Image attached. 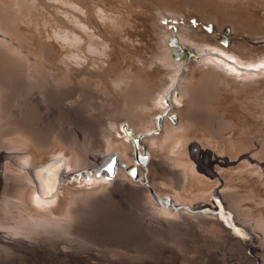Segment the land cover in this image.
<instances>
[{
  "label": "bare ground",
  "instance_id": "bare-ground-1",
  "mask_svg": "<svg viewBox=\"0 0 264 264\" xmlns=\"http://www.w3.org/2000/svg\"><path fill=\"white\" fill-rule=\"evenodd\" d=\"M207 1L208 21L198 15L191 25V15L185 14L163 19L165 63L160 58L151 68L162 80L160 91L151 100L140 82L137 106L108 116L102 133L113 143L106 149L85 151L105 106L69 104L63 120L51 123L37 95L47 89L31 90L14 123L21 133L13 132L10 139L22 146L0 152L1 199L17 205L18 215L35 212L55 232L121 239L118 245L149 236L178 244L198 264H264V0ZM19 75L36 87L34 70L22 69ZM216 104L249 128L239 140H219L222 126L212 117ZM59 139L79 147H46ZM168 144L172 151L166 150ZM89 154L92 162H78ZM113 158L109 174L103 165Z\"/></svg>",
  "mask_w": 264,
  "mask_h": 264
},
{
  "label": "rangeland",
  "instance_id": "rangeland-1",
  "mask_svg": "<svg viewBox=\"0 0 264 264\" xmlns=\"http://www.w3.org/2000/svg\"><path fill=\"white\" fill-rule=\"evenodd\" d=\"M39 1L0 0V152L2 155L22 146L10 141L14 134L21 133L14 123L20 117L23 100L31 96V90L39 92L44 88L47 89L46 94L39 92L37 95L39 102L44 103L49 109L47 118L51 123L63 120L60 116L68 113L69 104L88 103L93 107H100L99 104L105 106L106 111L96 117L94 127L89 129L88 145L90 146L87 145L88 149L85 151L90 153L97 148L106 149L110 143H113L111 136L102 133L103 125L106 123L108 125V116L137 106L135 95L140 82H144L147 90L151 91V100L154 99L156 92L160 91L162 80L159 74L155 73V68H151L160 63V58H162L160 64L165 63L162 54L165 45L162 38L165 24L163 19L166 15L173 19L180 18L181 14L191 15L189 18L191 25L198 15L197 18H202L204 21H208L211 15V6L207 0ZM186 26L183 28L191 31V26ZM206 31H209L208 28ZM76 35L78 38H75ZM197 41L202 43L203 39ZM204 50L208 54L212 53L208 48ZM176 52L174 50V53ZM177 54L179 57L180 51ZM202 55L198 54V56ZM187 56L189 60L194 57ZM22 69L35 71L36 87L30 84L33 80L23 81L24 78L19 75ZM140 109L144 113L147 112L143 108ZM232 113L231 110H224L218 104L214 108L212 117H215L222 126L220 141L233 140L237 137L239 140L242 133L249 129L237 115ZM215 127L217 126H213ZM64 129L67 131L69 128L64 127ZM57 146L61 149L79 147L78 144L75 146L73 143L62 142L61 139L49 142L46 147L54 149ZM166 150L172 151V144H168ZM87 156L88 158H79L81 160L78 162H92L90 154ZM3 183L5 179L2 176L0 184ZM61 211L63 217L67 216L68 208L63 206ZM48 224L50 223L38 219L35 212H28L27 217L18 215L17 205L2 200L0 196V264H198L193 260L194 256L188 260L187 255L179 250L178 244L166 243L161 239L146 236L143 241L134 245L126 243L118 245L123 242L121 239L117 241L113 238L99 239V241L85 239L68 232H55L46 226Z\"/></svg>",
  "mask_w": 264,
  "mask_h": 264
},
{
  "label": "water",
  "instance_id": "water-1",
  "mask_svg": "<svg viewBox=\"0 0 264 264\" xmlns=\"http://www.w3.org/2000/svg\"><path fill=\"white\" fill-rule=\"evenodd\" d=\"M173 43H175L174 40H173ZM183 53L185 52L183 51ZM138 158L140 162H143V163L145 162V157L139 155ZM115 162H116L115 158L110 159L107 163H105V165H103V168L106 169L109 174H113V168H114Z\"/></svg>",
  "mask_w": 264,
  "mask_h": 264
}]
</instances>
